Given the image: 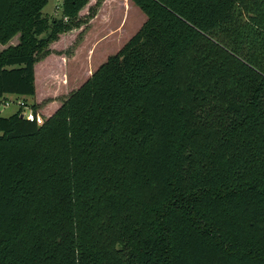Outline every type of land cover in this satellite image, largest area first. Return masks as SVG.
<instances>
[{
	"label": "trees",
	"instance_id": "trees-1",
	"mask_svg": "<svg viewBox=\"0 0 264 264\" xmlns=\"http://www.w3.org/2000/svg\"><path fill=\"white\" fill-rule=\"evenodd\" d=\"M131 1L144 24L39 125L36 63L102 0H0V97L24 100L0 264H264V0Z\"/></svg>",
	"mask_w": 264,
	"mask_h": 264
},
{
	"label": "rangeland",
	"instance_id": "rangeland-1",
	"mask_svg": "<svg viewBox=\"0 0 264 264\" xmlns=\"http://www.w3.org/2000/svg\"><path fill=\"white\" fill-rule=\"evenodd\" d=\"M96 1L89 0L79 16L85 18ZM62 3L63 0H48L43 14L50 20L61 17ZM145 21V13L131 0H102L95 16L80 27L61 34L59 40L50 45L52 53L36 63V96L26 97L27 105L23 111L26 114L33 112L32 103L39 109L52 101L62 104L110 55L118 52ZM18 41L19 35H16L11 44ZM4 47L0 46V50ZM23 101L21 96L14 94L0 98V115L16 113ZM43 112L42 118L53 113L51 108Z\"/></svg>",
	"mask_w": 264,
	"mask_h": 264
},
{
	"label": "crops",
	"instance_id": "crops-1",
	"mask_svg": "<svg viewBox=\"0 0 264 264\" xmlns=\"http://www.w3.org/2000/svg\"><path fill=\"white\" fill-rule=\"evenodd\" d=\"M11 42H12V40L10 41V44H11ZM0 46H5V45H2V44H0ZM5 48V47H4ZM3 49V48H2ZM1 49V50H2ZM0 98H2V97H0ZM5 104H6V102H5ZM61 105V104H60ZM56 101H52V102H50L47 106H45V108H41V109H39V108H37L36 109V112H37V114L38 115H40L41 117H44V109H48V108H51V110H52V112L54 113L58 108H59V106H60Z\"/></svg>",
	"mask_w": 264,
	"mask_h": 264
},
{
	"label": "built area",
	"instance_id": "built-area-1",
	"mask_svg": "<svg viewBox=\"0 0 264 264\" xmlns=\"http://www.w3.org/2000/svg\"><path fill=\"white\" fill-rule=\"evenodd\" d=\"M6 104H8V102H6ZM21 105H23V102L20 103ZM22 117H26L28 120L30 121H36L39 125L42 124L44 122V118H42L40 115H35L33 112H29V113H25L23 111V114H21Z\"/></svg>",
	"mask_w": 264,
	"mask_h": 264
}]
</instances>
